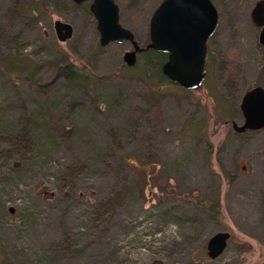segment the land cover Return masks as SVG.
Returning a JSON list of instances; mask_svg holds the SVG:
<instances>
[{
    "label": "rangeland",
    "instance_id": "1",
    "mask_svg": "<svg viewBox=\"0 0 264 264\" xmlns=\"http://www.w3.org/2000/svg\"><path fill=\"white\" fill-rule=\"evenodd\" d=\"M33 1L29 12L32 0H0V65L35 64L30 75L0 70V264H264V129L232 127L243 94L264 88L257 0H213L206 78L190 91L152 90L123 62L130 42L100 46L90 1ZM114 1L145 45L161 0ZM55 20L72 25L70 39H57ZM67 62L97 78H58L40 95ZM214 193L216 216L199 208ZM219 231L230 239L211 259Z\"/></svg>",
    "mask_w": 264,
    "mask_h": 264
},
{
    "label": "water",
    "instance_id": "2",
    "mask_svg": "<svg viewBox=\"0 0 264 264\" xmlns=\"http://www.w3.org/2000/svg\"><path fill=\"white\" fill-rule=\"evenodd\" d=\"M83 3L88 0H72ZM96 20L99 44L130 42L132 48L123 54V62L132 67L137 54L153 49L167 54L161 71L170 81L185 90L202 87L206 77L208 41L219 23V13L213 0H161L149 19L148 42L139 45L134 33L122 26L119 6L114 0H92L89 5ZM253 24L260 27L259 43L264 46V0H257L251 9ZM57 39L64 42L73 36L71 24L54 21ZM243 117L241 124L232 122L238 133L264 129V88L254 86L247 90L240 101ZM12 212L13 209L9 208ZM230 239L228 231H219L209 237L207 256L211 259L224 252Z\"/></svg>",
    "mask_w": 264,
    "mask_h": 264
},
{
    "label": "trees",
    "instance_id": "3",
    "mask_svg": "<svg viewBox=\"0 0 264 264\" xmlns=\"http://www.w3.org/2000/svg\"><path fill=\"white\" fill-rule=\"evenodd\" d=\"M41 2H43V4H46L44 0ZM37 10H38L37 3L32 0L31 5H29V12H34ZM166 60H167L166 53L159 52L153 49H147L145 51L138 53L137 62L134 66L132 67L126 66V67L129 70H132L134 68H139L140 72L138 75H140V78L145 80L152 87V90H155V84L157 83L165 82V83L177 85L176 83L170 81L165 75H163L161 71L162 65ZM34 67H35L34 62L27 57L19 58L16 56H9L8 58L2 61L0 65V70L6 76H10L12 74L21 73V72H25L28 75H30V73L34 71ZM58 78H62L69 82L83 83V82H89L91 81V79L97 77H94L93 75L89 74L87 71L84 70V68H79L71 62H67L58 65L56 68V74L54 80H50L46 84L39 85L37 88V92L42 96L45 95V90H43V88L49 89V87L53 85V81H55ZM177 86L179 87V85ZM180 90L190 91L182 88ZM214 102L216 105L217 103L220 104V109H224V105L223 102H221L220 97L214 99ZM20 128L21 130L19 129V131L16 132L15 135H10L15 139L14 140L15 142L16 141L18 142V144L25 143L28 134V127L26 126V124L21 125ZM209 203L210 204H208L206 207L199 206V208L207 211L210 215L216 216L220 208L219 194L214 193L212 198H210Z\"/></svg>",
    "mask_w": 264,
    "mask_h": 264
},
{
    "label": "flooded vegetation",
    "instance_id": "4",
    "mask_svg": "<svg viewBox=\"0 0 264 264\" xmlns=\"http://www.w3.org/2000/svg\"><path fill=\"white\" fill-rule=\"evenodd\" d=\"M88 1H90V4H91V2H92V0H88ZM84 3V2H83ZM78 4V3H77ZM81 4V3H80ZM89 4V5H90ZM255 4V3H254ZM254 6V5H253ZM89 8V7H88ZM217 8V7H216ZM89 11H90V9H89ZM91 12V11H90ZM91 14H92V12H91ZM93 15V14H92ZM250 16H251V13H250ZM94 17V16H93ZM252 21V20H251ZM253 23V22H252ZM257 27V26H256ZM257 28H259V32H260V27H257ZM258 37H259V34H258ZM258 42H259V39H258ZM260 44V43H259ZM261 45V44H260ZM261 46H263V45H261ZM264 47V46H263ZM138 55V54H137ZM208 55H209V48H208ZM208 59V58H207ZM207 63V62H206ZM206 68V67H205ZM206 74H207V72H206ZM206 78V77H205ZM260 86V85H259Z\"/></svg>",
    "mask_w": 264,
    "mask_h": 264
}]
</instances>
